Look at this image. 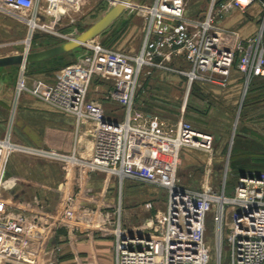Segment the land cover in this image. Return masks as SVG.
Masks as SVG:
<instances>
[{"label":"built area","instance_id":"built-area-1","mask_svg":"<svg viewBox=\"0 0 264 264\" xmlns=\"http://www.w3.org/2000/svg\"><path fill=\"white\" fill-rule=\"evenodd\" d=\"M62 1L0 0V13L16 16L29 27L25 49L28 52L33 32L41 26V11L58 13ZM102 1L111 8L121 0ZM253 4L263 9L257 34L242 38L238 32L221 26L220 22L230 11H246ZM188 6L189 0H153L137 5L146 19L139 51L113 49L90 41L83 63L68 69L53 85L42 88L28 85L26 66H20L11 117L6 133L0 136V234L25 248L43 233H56L62 227L105 225L110 226L114 237L116 264H212L214 252L217 264H222L228 231L230 264H264V173L260 177L257 172H247L246 177L239 173L232 194L226 192V180L221 191L210 184L200 189L187 187L178 175L183 150L211 152L214 134L196 127L184 115L172 121L134 109L140 79L157 70L186 77L188 92L194 84L227 86L235 65L246 77L245 95L254 78H264V0H209L205 13L194 17L187 15ZM176 56L188 67L176 65ZM97 78L109 81L124 94V119L107 118L99 98L89 97ZM25 94L76 118L77 137L71 152L37 148L13 140L14 122ZM113 96L110 90L104 99L111 100ZM84 129L93 135L89 155L79 145V134ZM133 138L161 154L158 171H144L135 166ZM156 145L159 146L154 149ZM12 152L57 162L64 167L59 183L61 200L54 213L47 212L38 196L26 201L10 192L16 183L12 177L3 178V171ZM167 155L169 162L165 159ZM167 166L171 168L169 177L158 175ZM101 173L117 176L121 186L129 180L163 189L166 206L156 209V204L148 201L142 208L156 211L154 220L142 227L124 226L121 205L96 209L83 203L90 194L87 182ZM4 191L8 192L7 196L3 195ZM209 215L213 217L212 228L208 225ZM210 229L213 241L208 236Z\"/></svg>","mask_w":264,"mask_h":264},{"label":"crops","instance_id":"crops-1","mask_svg":"<svg viewBox=\"0 0 264 264\" xmlns=\"http://www.w3.org/2000/svg\"><path fill=\"white\" fill-rule=\"evenodd\" d=\"M93 2L94 1L92 0H63L59 4V10L62 15L61 19L70 20L75 28L78 26L76 25V22L83 11L86 7L90 8L93 5ZM46 5L47 4L44 3L43 7ZM205 11L201 14H196L191 7L188 6L187 15L190 17L202 16ZM262 14V7L259 4H253L248 7L246 11L238 9L230 11L220 23L224 29L236 31L240 37L247 38L257 34ZM62 31L61 37L63 38L62 42H64L70 37L66 34L65 30ZM79 33H81V31ZM85 45V48H88L87 44ZM82 47L83 46L77 49ZM137 51L139 50H131L129 52ZM13 54L20 53L7 55ZM174 59L176 65L180 64L182 67H188L181 57L176 56ZM29 65L30 64L26 66V70L30 69V67H28ZM8 67L0 68V136H3L6 133L8 127L7 118L10 111L9 106L11 104L12 94H14L13 85L10 88L3 87L4 82L11 78V69L13 68ZM39 72L43 73V69L40 71L38 70L37 73ZM155 72H158L156 77L157 84L155 86L157 90L153 93L159 94L155 97L153 96V98H148L147 90L150 91L151 87L149 84L153 79L142 81L141 78L134 102V109L136 111L145 113L143 111L146 109V106H157L154 103H160L162 106L171 107L169 104L170 100H168L169 97L163 95L168 94V89H164L162 85L166 88L168 87L167 84H164L165 79L173 76L167 74H171L172 72L164 70H157ZM173 77L182 81L180 76ZM245 78L244 73L235 65L229 77L227 86L221 87L197 84V88L193 93V96L196 99L194 101L196 107L191 105L189 108H184L182 105V109H180V112L176 115L177 118L175 119L177 120L182 115H184L185 118L186 115H196L190 110H198L200 107L203 105L206 106L207 104V107L209 108L206 110L208 111L207 114L209 115L208 120H210V125L213 124V116L218 117V128L223 132H226L230 127L228 112L215 110L213 103H215L216 106L220 105L227 111L233 109L242 90L245 92L246 85L243 87L246 82ZM39 80L48 83H52L53 81L42 79L40 76V78H37L36 81L34 80L33 82L29 77L28 82H30L29 85L32 87H44L37 84ZM255 80L263 82L264 78L256 77L253 81ZM153 83H151V85ZM98 88L100 89V93H97V91H99L97 90ZM251 88L255 90L253 85ZM160 89H163V91ZM110 90H112V93L114 94L113 98L111 100L104 99V96ZM97 96L99 98L98 103L102 108L104 116L111 120L124 119L126 114V104L124 101V94L121 91L113 88L109 81L97 78L91 85L89 97L97 98ZM201 124L202 123H199L200 126L196 125V127L205 130L203 129V124ZM12 131L13 140L18 143L69 153L72 151L76 142V118L73 115L60 112L38 97L25 94L21 99ZM79 136V145L82 152L89 155L93 149L91 135L86 129H84ZM131 143L133 146L135 166L144 171H158L161 154H156V152L153 151V147L146 146V144L138 138H133ZM158 146L159 145L154 146V149ZM248 170L260 172L261 174L264 173L261 168H251ZM63 173L64 167L60 163L48 161L25 153L12 152L7 156L3 178L6 179L12 177L14 179L16 184L10 192L15 196L26 201H30L34 196H38L45 203L47 212L54 213L61 200L59 183L63 178ZM124 185L121 186L120 180L117 176L104 173L97 174L87 182L90 194L83 203L96 209H113L121 205L123 224L128 228L131 227L130 221H135L139 224H142L144 221H153L156 211L148 212L144 210L142 205L146 202L137 205L134 209L126 208L128 203L126 207L124 206ZM150 186L157 189L159 188L153 185ZM156 192L157 190L154 195H157ZM7 194L8 192H3L4 196H7ZM138 195H140L139 192L135 196L137 197ZM158 197L155 196V199L153 198L152 200H149L156 204V209L160 208L161 203V201L158 202V200H160ZM110 229V226L105 225L101 227H97V225L85 226L78 229L62 227L56 233H43L34 243L25 248H20L16 242L0 234V264H116L115 241Z\"/></svg>","mask_w":264,"mask_h":264},{"label":"rangeland","instance_id":"rangeland-1","mask_svg":"<svg viewBox=\"0 0 264 264\" xmlns=\"http://www.w3.org/2000/svg\"><path fill=\"white\" fill-rule=\"evenodd\" d=\"M92 1H94L93 5L90 8L86 7L80 18L77 20L76 25L78 26L75 28L73 27L70 20L61 19L62 15L60 10H58V13H48L47 11L42 13L41 11L39 21L40 25L42 26L43 24H47L50 26L46 28L40 26L34 30L31 40V51H38L51 47V45L56 41L52 39L53 37L56 38L57 41H62V30H65L69 37H74L75 35L79 34L80 31L82 32L85 30V28L91 26L93 23L103 17V15L106 14V12L110 9L109 5L102 0ZM152 1L153 0H134V4H136L135 8H126L124 12L118 17V19H116V21H114V23L100 36L92 40V42H101L105 46L118 50H139V48H141L140 46L144 36L146 19L142 13H140L137 5L149 4ZM208 1L209 0H189V7H191L194 13L201 14L206 10ZM0 31V56L12 53H24L25 49L27 48L26 40L28 37H30L29 27L25 23L21 22L16 16L0 13ZM56 32L59 33L56 34ZM40 35L49 36L47 38V44L42 45L44 38L42 40L37 39L36 41L37 36L41 38ZM46 45L50 46L46 47ZM85 46L86 45L76 51L75 55L67 59L69 61L68 64H64L58 69L54 70L51 69V67H45L43 68V73H35L32 72L33 70L31 69L26 70V83L29 85V77L33 82L41 76L42 79L53 81L52 83H48L39 80L37 82L38 85H53L56 79L68 69L83 63L84 56L86 55L88 49L87 47L85 48ZM8 68H13L11 69V78L4 82L3 87L10 88L13 85V91L15 92V87L17 85L21 70L18 65L9 66ZM167 74L180 76L182 78L181 81L180 79H177L173 76L167 77L164 84H167L168 87L166 88L164 85H162L164 89H168V94H163V92L162 94L166 95V97H169L168 100H170L169 104L171 107L168 106V108L167 106H162L160 103H154L157 106L152 107L148 105L143 112L146 114H157L164 118L175 121V118H177L176 115L180 112V109H182V105L187 108H189L191 105H193V107L195 106L194 101L196 99L193 96V93L197 88V84L193 86L188 92V83L184 76L177 73ZM157 75L158 72H153L152 75H145L142 77V81L153 79L151 83L154 82L152 85L151 83L149 84L151 88L150 91L147 90L148 98H153V96L155 97L159 94L153 93L155 90H157L155 87L157 84ZM252 84L255 87V90H257H252V93H250L248 96H244L245 92L242 90L235 103V107L229 111L222 108L220 105L216 106V104L213 103L215 110L228 112L230 127L226 132H223L220 130V128H218V117L213 116L212 120L214 121H212L213 124L210 125V120H208L209 115L207 114L208 111L206 110L209 108L207 107V104L206 106L203 105L198 110H190L196 115H186V118L193 125L200 126L199 123H202L203 129H205L207 132L213 133L215 140L211 152H203L192 148L183 150L178 174L181 183L194 189L202 188L204 185L210 184L214 189L221 191L226 180V192L227 194H232L240 177L239 173L242 169L247 170L246 172H254L253 170H248L251 168L264 169V81L260 82L255 80ZM245 85L246 82L243 87H245ZM160 90L163 91V89ZM13 100L14 94H12L11 97V104L9 106L10 110L12 109ZM10 115L11 111H9L8 114V122L11 117ZM89 134L93 140L92 133ZM161 150L164 152L163 148H161ZM168 150L169 148L167 151ZM246 152L250 153L248 155L250 162L247 160L249 163L243 159H240L239 161L238 159L235 160V158L240 157L241 153ZM165 159L169 162L168 155L165 156ZM165 164L167 163L164 161V165ZM238 166H240V171L237 173L235 172V168ZM170 169V166H167V168L162 170V172L158 175L169 177ZM156 190L157 195H154ZM138 192L140 195L136 197L135 195ZM155 196H159L158 199L160 200H158V202L161 201L160 208L162 209L165 207L167 196L163 189H157L151 187L148 184H141L134 181H128L124 185V206L126 207L127 203L129 206L126 208L134 209L137 205L143 204L144 202L152 200L153 198L155 199ZM130 223L131 227L129 228H136L142 227L143 224H147L149 222L144 221L142 224H139L135 221H130ZM208 225L210 228L213 226L212 215L208 216ZM208 236L211 241L214 240L211 229L208 232ZM217 263L218 258L214 252L212 256V264ZM222 264H230L228 231L226 233Z\"/></svg>","mask_w":264,"mask_h":264},{"label":"water","instance_id":"water-1","mask_svg":"<svg viewBox=\"0 0 264 264\" xmlns=\"http://www.w3.org/2000/svg\"><path fill=\"white\" fill-rule=\"evenodd\" d=\"M134 0H121L106 14L103 15L99 20L83 30L81 33L73 38H69L66 41L38 51H28L20 54H13L0 57V68L8 66H22L28 65L35 62H42L50 60L57 56H61L68 52H71L81 46H84L89 41L100 36L106 29H108L116 19L124 12L128 5L132 4ZM258 177L261 176L260 172H257ZM241 177H246L247 172L243 169L240 172Z\"/></svg>","mask_w":264,"mask_h":264},{"label":"trees","instance_id":"trees-1","mask_svg":"<svg viewBox=\"0 0 264 264\" xmlns=\"http://www.w3.org/2000/svg\"><path fill=\"white\" fill-rule=\"evenodd\" d=\"M41 36V38H39V36H37V38H36V41H37V39H40V40H42L43 38H44V40L42 41V45H45V44H47V38L49 37V36H46V35H40ZM50 38H52V37H50ZM53 40H56L55 42H54V44H52L51 45V47L52 46H55V45H58V44H60V43H62V41H57V39L56 38H52ZM35 41V42H36ZM48 46H50V45H46V47H48ZM44 47V46H43ZM49 48V47H48ZM81 49V48H80ZM79 49H76V50H73V51H71V52H68V53H66V54H63V55H61V56H57V57H55V58H52V59H50V60H46V61H42V62H40V63H31L28 67H30V69L31 70H33L32 72H38V70L40 71V70H42L43 68L42 67H44V66H46V67H51V69H58L59 67H61V66H63L64 64H68V58L69 57H71V56H73V55H75V52L76 51H78ZM76 60V59H75ZM36 68V69H35ZM42 68V69H41ZM45 68V67H44ZM253 83V81L251 82V84H250V87H249V89H248V93H247V96L248 95H250V93H252V90H253V88H251V86L253 85L252 84ZM196 84H194V86H195ZM240 144H243V143H240ZM245 154V155H244ZM250 153H241V155H240V157L239 158H235V160H237L238 159V161L240 160V159H243V160H245V161H247V160H249V157H248V155H249ZM251 159V158H250ZM248 162V161H247ZM249 162H250V160H249ZM248 162V163H249ZM252 162V161H251ZM263 168H264V166H263ZM240 171V166H238L237 168H235V172H239ZM263 171H264V169H263Z\"/></svg>","mask_w":264,"mask_h":264},{"label":"bare ground","instance_id":"bare-ground-1","mask_svg":"<svg viewBox=\"0 0 264 264\" xmlns=\"http://www.w3.org/2000/svg\"><path fill=\"white\" fill-rule=\"evenodd\" d=\"M27 42H29L28 39H27Z\"/></svg>","mask_w":264,"mask_h":264}]
</instances>
